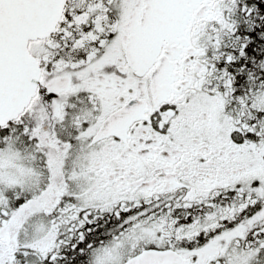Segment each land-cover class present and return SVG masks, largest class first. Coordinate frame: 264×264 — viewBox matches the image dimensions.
<instances>
[{
	"label": "snow or ice",
	"instance_id": "obj_1",
	"mask_svg": "<svg viewBox=\"0 0 264 264\" xmlns=\"http://www.w3.org/2000/svg\"><path fill=\"white\" fill-rule=\"evenodd\" d=\"M0 264H264V0H0Z\"/></svg>",
	"mask_w": 264,
	"mask_h": 264
}]
</instances>
